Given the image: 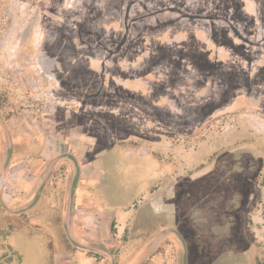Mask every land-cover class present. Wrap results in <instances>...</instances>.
<instances>
[{
    "label": "rangeland",
    "instance_id": "obj_1",
    "mask_svg": "<svg viewBox=\"0 0 264 264\" xmlns=\"http://www.w3.org/2000/svg\"><path fill=\"white\" fill-rule=\"evenodd\" d=\"M0 264H264V0H0Z\"/></svg>",
    "mask_w": 264,
    "mask_h": 264
}]
</instances>
